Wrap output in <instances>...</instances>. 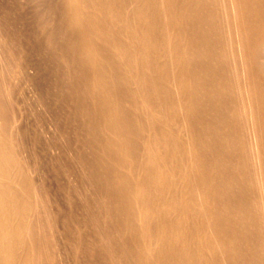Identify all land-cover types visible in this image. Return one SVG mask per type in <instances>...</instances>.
I'll return each mask as SVG.
<instances>
[{
  "label": "rangeland",
  "instance_id": "1",
  "mask_svg": "<svg viewBox=\"0 0 264 264\" xmlns=\"http://www.w3.org/2000/svg\"><path fill=\"white\" fill-rule=\"evenodd\" d=\"M123 1L120 38L144 54L137 64L141 83L132 87L128 75L135 70L127 62L135 65L133 56L127 48L120 55L114 24L105 19L106 4L116 0H0V135L15 155L14 177L31 182L34 210L24 237L35 264H140L138 231L124 225L130 211L118 189L122 158L113 149L144 158L153 138L159 166L173 182L158 199L176 202L167 227L180 230L173 245L186 250L187 264H264L254 170L243 169L242 149L255 132L239 109L247 98L235 90L254 77L258 92L251 99L262 120L264 56L248 61L239 51L243 42L231 54L232 16L227 20L225 10L237 1ZM256 6L260 14L252 18L263 20L264 0ZM233 32L244 34L242 27ZM90 45L100 55H88ZM106 79L113 81L110 90ZM114 111L121 113L115 126L130 134L126 149L109 126ZM153 114L160 117L154 124ZM263 120L256 129L264 146ZM194 148L202 178L191 170ZM199 178L211 185L207 196H196L208 214L193 194Z\"/></svg>",
  "mask_w": 264,
  "mask_h": 264
},
{
  "label": "bare ground",
  "instance_id": "2",
  "mask_svg": "<svg viewBox=\"0 0 264 264\" xmlns=\"http://www.w3.org/2000/svg\"><path fill=\"white\" fill-rule=\"evenodd\" d=\"M99 1L101 2L102 0H99ZM111 1H114V0H111ZM235 1H237L238 3L237 6H232L231 9L226 8L225 10L227 20L230 16H232V20L230 19L228 20V30L230 31L229 38H230V43H231V48H232L231 54H234V52H236L235 48H233L235 43L241 42L242 44L243 42V51L241 50L239 51L243 52L242 55H245L248 58V61H251V60L256 61L261 56L262 57L264 56V19L263 20L259 18L254 19L252 18V16L253 14H258V15L260 14V9L256 6V4L260 2L261 0H235ZM123 4H124L123 0H116L114 4L113 2H111L108 5L106 4V6L108 7L106 9H108V11H106L107 13L105 12L106 15L105 14L104 15L106 16L105 19L108 22L107 24H109L110 22L109 26L111 24H114L113 25L114 27L112 26L113 27L112 32L116 34L115 40L117 42H115V44L120 52V55L122 54L124 57L125 54L123 52H125V50L127 52V49H128L131 51V55L133 56L132 58L135 62V65L132 62H130L131 58L130 59L127 58L129 60V61L127 60L128 61L127 65L131 67V70H135L133 72L134 76H132V78H129L131 77L130 75L132 73L129 72V75H128L129 80L130 79L134 80V81L131 80L132 82H134L133 85H131L132 87L134 86V84L138 85L141 83V75L137 69L138 68L137 64H139L138 62L139 60H142L141 58L144 54L142 53L141 49L136 43L132 41H126V40L124 41L122 38H120L121 31H122L121 29L122 25L118 17L119 18L121 17V8L123 7ZM238 19H239V22H238ZM78 20L80 19L78 18ZM240 27L243 28V32H244L242 36H237L234 32L231 34L232 30L237 31ZM132 33H136V31H132L131 34ZM89 47L90 48L87 49L88 55H91V57H97V55H100L98 54V49H99L98 46H97L98 49L91 48V45ZM116 49L114 50L116 51ZM115 54H118V53H115ZM126 56H127V53L125 57ZM184 57L185 55L181 58H182V61L184 60V63H185L186 59ZM94 60H95V63L98 62L96 58ZM92 65H94V63ZM98 69L100 68L98 67ZM97 71L100 72V70H97ZM116 71L117 73H120L119 70H116ZM125 73H128V72L125 71ZM251 74H252L251 71L247 70V75L249 77L252 76ZM99 77L101 78V75L98 76V78ZM117 80H116V83H118ZM250 80L251 82L249 83V85L246 84L247 87L240 80L235 90L236 91L238 90L243 100L245 99V96L247 98L245 103L242 104L243 106L240 107L239 109L244 113V115H246L248 129H250V131L253 130L255 132L253 133L254 138L251 137L253 139H251L252 141L250 140L251 141L250 147L242 149L247 157V159L243 162L244 163L243 169H249L250 173L252 169L254 170L251 173L252 180H251L250 185H251L252 190H254L255 195L258 198V204L261 210L260 216H259V219H260L259 224H260V229H262L264 228V146L260 145V138L262 137L263 133L261 130H259V128L256 129V127H257V124L259 125L262 124L261 121L264 119V117L261 120L259 115L257 116V113L260 110V107H259L258 102L255 101L254 103L251 97H253L255 94L257 95L258 85L255 82L254 77L253 79H250ZM106 82H107V79H106ZM111 82L113 81H110L109 83V80H108L107 82L108 83L107 86L109 88L108 90H110L111 86L109 87V85H111ZM129 83L131 82L129 81ZM112 90H114V88L111 89V91ZM250 94L252 96H250ZM134 96H135V93H134ZM119 105L120 104H118V106ZM118 106L115 108H118ZM186 106L191 107L189 103H187ZM109 107L111 108V106ZM110 108L108 109L109 111H111ZM120 114L118 111H116L113 114V118L109 122V126L111 127V129H113L112 131H114L113 136L115 138V141L116 143L118 142L119 144L120 142L121 143L125 142L127 139V136L130 137L129 136L130 134L128 132H124L123 129H119L117 128V126H115V124L118 125L117 122L119 121L118 119H119ZM159 118H160L159 116L157 117L156 114L155 115L153 114L152 123L154 124L155 120L156 119L158 120ZM116 120L118 121L114 123V121ZM134 122L136 123V121ZM137 123H138V120H137ZM125 125L127 124L125 123ZM128 125L131 126L130 124ZM239 126L242 127L241 123ZM119 127H120V124H119ZM131 132L133 133V131ZM136 132L137 131H135V134ZM135 134L133 133L132 136H135ZM132 138L133 137H131V141L134 139L135 140L138 139L137 137H135L134 139ZM154 139L155 138H153V141L151 142V144H148L149 150H148L147 156L144 155V158L141 157V155L135 154L133 150L128 153V151H126L128 149L126 146L127 143H125V145L123 143V146L125 147V149L127 148L124 151L121 148L122 146L120 145L118 146L114 144V149H113L114 153L118 150L119 157L122 158L120 159L122 160L121 161L122 163L119 162L120 164H122L121 167H119L120 169H118V166L120 164L116 166L117 167L116 169L119 170L118 172L122 173V177H118V179L122 178V182H119V184L121 183L120 185L122 186H120V188L118 189L120 190L121 187H123L124 189L121 192L125 193V196H126L122 198L123 201L121 202V204H123L124 202V207L122 208L126 207L130 211L129 212L127 209V212H129L128 213L129 217L125 221L124 225L126 224L125 226L126 227L128 226L129 227L128 229H130L131 231L132 229L137 230L138 231L137 236H140L141 243L137 242L140 244V246H138L139 251H137L138 253H136L137 254L136 258H139L138 259L139 261L138 262L136 261L137 263H140V264H187L188 253L186 252V250L183 248L181 249L176 248L173 245L174 244L173 241L176 239V237L180 235V230L179 229L176 230L175 227L173 226L167 227L169 225V224L167 225V223L169 222L170 224L173 223L172 221L174 220V216L171 217L170 215L172 214L174 215V210L176 208V202L171 197L170 201L167 199L168 200L167 202L165 201L160 204L159 199H158V196L161 195L160 194L161 192L162 194L163 192H165L164 193L165 195L167 194L166 192H171L173 182H172V179L169 178V175L167 174V170L165 171L163 170L164 168L162 169L159 166L157 150H156V140ZM127 140L130 141V138ZM135 140L132 142H135ZM110 141L112 140L110 139ZM110 143L109 145H111ZM113 143H115L114 140H113ZM135 144H137V142L134 143V145ZM128 146H129V142H128ZM136 146L137 145H135V147ZM190 154L192 157L191 158L192 160L191 170H194L195 172H197L200 175L199 177L202 178V176H204L203 169L198 164V163H201L200 162L201 159L199 155L197 154L195 148H194V153H192L190 149ZM118 158L116 160H119ZM125 162L128 164L125 165ZM129 165L134 166L132 168L134 170L133 171L131 170L132 172H130L129 170V168H131L129 167ZM251 165H252V169H251ZM16 170H17V167H16V162H15V155L9 149L7 143L0 135V264H35L36 257L34 255V252L30 250L29 246H27L28 243L26 241L28 240L25 241V237H24L30 228L29 215L31 214L32 210H34V205L30 198V194H31V186H30L31 184L30 183L31 182L27 178H24L22 181L17 180L14 177ZM200 178L198 179V181L192 184V189H193V194H194L195 199H196V196L198 198H201V197L204 198L205 196H207V193L210 192L211 185H209L208 183L206 184L205 181H203L204 179L201 181ZM157 199H158V202H157ZM196 203H197L196 205L201 207V210H204L205 214H208L209 212L208 207H203L204 204L199 202V200ZM181 219L178 221L180 222ZM159 222H163L164 226H162V224ZM214 247L215 246L213 245L210 249H214ZM262 249H263L262 252L264 253V244H263Z\"/></svg>",
  "mask_w": 264,
  "mask_h": 264
}]
</instances>
